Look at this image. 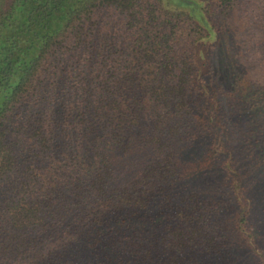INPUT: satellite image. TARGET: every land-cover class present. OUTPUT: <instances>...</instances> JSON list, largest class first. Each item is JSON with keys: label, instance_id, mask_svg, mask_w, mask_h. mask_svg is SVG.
<instances>
[{"label": "trees", "instance_id": "1", "mask_svg": "<svg viewBox=\"0 0 264 264\" xmlns=\"http://www.w3.org/2000/svg\"><path fill=\"white\" fill-rule=\"evenodd\" d=\"M203 1L199 22L163 0H0V264H264V160L242 169L207 45L233 0ZM191 118L236 212L165 235L132 199L192 152L175 136L197 146Z\"/></svg>", "mask_w": 264, "mask_h": 264}, {"label": "rangeland", "instance_id": "2", "mask_svg": "<svg viewBox=\"0 0 264 264\" xmlns=\"http://www.w3.org/2000/svg\"><path fill=\"white\" fill-rule=\"evenodd\" d=\"M163 2L168 8H178L192 14L200 22L203 0ZM232 4L229 8L217 11L207 45L211 42L217 47L214 72L227 101L225 109L230 118L235 149L242 169L249 172V153L254 151V156L258 155L264 160V0H233ZM249 91L258 98V105L251 104V100L246 97V92ZM183 122L184 125L192 127L190 136L199 138L197 146L190 145V137L186 133L172 139L176 150L192 152L185 157L179 154L172 158L170 167L172 165L175 175L170 170H159L160 168L155 167L151 178L154 180L153 188L148 181L146 185L139 186L133 195L132 201L137 197L144 198L143 201H138L136 218H142L144 223L154 226L160 233L166 235L170 232L176 235V228L181 225L191 222L193 226L198 221L203 222L212 210V202L218 200L223 203L225 210L222 218L220 217V225L229 229L236 208L233 194L222 181L224 166L209 157L208 143L205 142L207 138L202 135L203 123H198L195 118ZM244 135L248 136V143L252 146L245 143ZM195 152L197 155L193 157ZM262 164L255 166L261 168ZM164 171L168 175L165 179L160 177ZM200 172L202 173L197 178L192 176ZM182 178L185 192L180 197L175 192L173 195L169 194L171 181L174 180L178 185ZM129 180L125 181L127 186L130 185ZM120 187L121 194L132 192L129 190L130 186L125 188L124 183ZM247 264L260 263L255 257L249 256Z\"/></svg>", "mask_w": 264, "mask_h": 264}]
</instances>
